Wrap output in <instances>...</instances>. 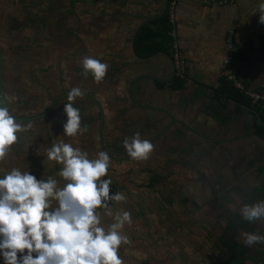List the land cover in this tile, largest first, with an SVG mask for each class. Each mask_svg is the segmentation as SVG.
Returning a JSON list of instances; mask_svg holds the SVG:
<instances>
[{
  "label": "crops",
  "instance_id": "crops-1",
  "mask_svg": "<svg viewBox=\"0 0 264 264\" xmlns=\"http://www.w3.org/2000/svg\"><path fill=\"white\" fill-rule=\"evenodd\" d=\"M11 1L0 0V46L1 50L5 47L6 52H3L7 53V69L2 74L4 97H18L7 104L14 117L38 114L61 93L58 89L62 86L68 87L66 91L71 90L83 79L85 82L93 78L91 74L82 75V58L91 56L107 63L109 68L102 82L93 83L98 91L84 94L98 103L103 117L105 111L101 104L109 101L120 114L121 110L130 114L126 118L119 114L113 119L119 134L122 133L118 140L126 133L132 135L138 129L134 126L143 127L146 139L147 135L167 125L153 143L155 148L149 158L152 163L164 161L165 171H172L179 167L175 164L179 155L185 164L182 166L184 172L188 175L199 172L204 178L209 166L214 165L216 176L224 166H239L243 172L248 170L256 177V192L259 187L263 189L264 140L255 136L252 126L255 117L247 109H238L233 102L219 98L215 91L220 86L223 60L230 47V67L241 86L248 92L264 93V24L258 22L259 4L264 0H173L172 28L179 61L172 59L169 49L167 53L158 51L145 56H137L133 49L134 38L141 27L166 14L167 0H39L41 5L30 7L26 13L24 5L14 6ZM31 26L38 28L41 39L34 42L39 48L17 51L15 45L19 40H27ZM42 40L51 41L42 44ZM176 77L183 78L184 85L172 90L169 82ZM102 92H106V96H102ZM208 98L212 99L209 104ZM79 99L85 105L82 114H89L88 131L84 133L92 135L91 115L93 111L96 114V107L88 98ZM211 102L220 108V114L225 111L223 117H216L214 121H210L206 112ZM64 104L60 101L49 115L32 122L34 128L19 134V142L12 146L11 152L17 155L25 152L29 141L38 138L44 141L49 132L59 142L73 140L63 132L67 119L65 114L61 115ZM78 108L81 110V105ZM105 122L104 119L103 126ZM106 130L104 127L103 133ZM79 136L77 147L82 151L98 147L97 136L95 139ZM254 140L258 141L256 149L252 144ZM104 143L111 144L105 138ZM199 156L204 159L198 168L192 159L196 157L197 160ZM223 160H227L228 166ZM246 176L237 181L252 182L253 179H245ZM230 182L217 181L219 192L225 188V192L220 193L224 200L233 190ZM189 187L193 189L186 185L176 193L187 201L180 205L181 212L174 215L168 212L179 203L177 198L150 196L151 202L143 204L137 196L133 202H119L115 210L109 203L113 212L123 209L132 216V224L124 228L132 243L120 248L125 264H264V243L253 245L250 258L241 255L245 247L237 244L235 247L240 248L236 253L241 251L239 260L231 256L232 249H221L222 235H227L228 241L241 235H237L238 229L233 223L241 219V215L237 216L236 212L210 215L207 211L189 210L186 196ZM125 189L119 192L129 198L132 190L127 188L126 192ZM143 189L151 187L145 184L138 188L140 192ZM155 189L156 186L151 189L152 194L158 195ZM258 201L261 200L253 197L250 204ZM143 205H154V210L158 211L154 213ZM98 211L105 227L113 222L105 210ZM221 220L227 221V233L221 228ZM254 225L244 231L259 234L264 220L255 221ZM261 232L263 235L264 231Z\"/></svg>",
  "mask_w": 264,
  "mask_h": 264
},
{
  "label": "clouds",
  "instance_id": "clouds-1",
  "mask_svg": "<svg viewBox=\"0 0 264 264\" xmlns=\"http://www.w3.org/2000/svg\"><path fill=\"white\" fill-rule=\"evenodd\" d=\"M259 23L264 24V2L259 4ZM82 75L89 74L96 83L102 82L109 65L100 59L84 56ZM80 87L67 94L64 113L67 117L63 132L67 137L82 135L80 109L77 98H83ZM16 95H5V106L0 107V162L19 142V134L33 128L31 121H18L7 104L15 102ZM122 146L135 161L149 159L154 144L143 139L139 132L123 140ZM47 159L62 168L59 176L67 183L59 186L57 179H37L29 171L12 168L0 178V255L4 264H125L120 256L122 245L132 243L124 233L132 224L129 211L113 212L109 202H124L125 194L111 193L108 176L110 156L100 151L90 159L86 151L60 140L47 149ZM55 202V206L54 205ZM99 209L105 210L113 222L105 227ZM244 221L264 220V200L244 204L240 208ZM247 245L264 243V235L242 233Z\"/></svg>",
  "mask_w": 264,
  "mask_h": 264
},
{
  "label": "rangeland",
  "instance_id": "rangeland-1",
  "mask_svg": "<svg viewBox=\"0 0 264 264\" xmlns=\"http://www.w3.org/2000/svg\"><path fill=\"white\" fill-rule=\"evenodd\" d=\"M32 2H35L36 3L35 6L38 7L37 2H39V0H15V1L13 0L10 3L14 6L24 5L25 7H24L23 12L26 13L25 10H27V11L29 10ZM50 41L49 40H47V41L42 40L41 43L47 44ZM15 47L17 48V51L22 49V48L26 49V51H32L35 49L28 42V40H23V41L19 40L18 44H16ZM2 48L6 52V48L3 46H2ZM86 83H87V85H86ZM93 83H95L94 78H88L85 82L83 79L82 81L79 82V84L77 83V87H80L83 90V92H89V93L94 92V93H96L99 88L96 85H94ZM87 86H88V89H87ZM67 88L68 87L62 86V89L59 88L58 90H59V92L60 91L63 92V91H66ZM95 95H101V94H95ZM102 96H106V92H102ZM78 100H80V99H78ZM209 100L210 99L208 98L207 104H209L212 99L210 101ZM105 104L104 105L101 104L104 107V111H105L104 119L106 120L105 128H107L106 132L103 133V137L106 139L107 142H109V141L111 142L113 140L116 141V140H118V138L120 136H122V133L119 134L117 126H115L113 124V119H114V117L116 118V115H119L120 113H119L118 109H115L112 107L113 105L110 101L108 102V104L107 103H105ZM208 106H209L207 109L208 111H206V112L209 113L210 121L217 120L216 117H219V116L223 117L224 116L223 113L225 111H223L221 113L222 114L221 115L220 110H219L220 108L217 107L216 104H213L211 102V104ZM123 108H124V106H123ZM61 110H63V109H61ZM123 112L124 111L121 110V114L119 116L125 117V118H126V116L129 117L130 114H128L126 112L123 113ZM90 114H91V112H90ZM61 115H64V110L62 111ZM87 116H89V114ZM91 119H92L91 126H93L92 132H91L92 135H90V133L89 134L83 133L82 135L87 136V138L93 137L95 139L97 117H96V114H94V111L92 112ZM137 127H138V129H136ZM142 128L140 126H134V129H136V130L131 136H134L136 132H139V133L141 132V137L144 139V132H143ZM54 137H55V135L52 132H49V134L45 136L44 141H42L41 138H38L36 141L35 140L32 142L29 141V143L27 145V149L25 150V152L22 151V153H20L19 155L10 152L8 157L6 158V160L3 162H0V178H3L5 173L7 171H10L12 168H19L21 171H29L31 174L35 175L37 177V179L44 178L46 180L48 177L51 176V177L57 179L60 187H63V185L66 184L67 182L64 181L59 176V171L62 168V165H60L54 161L48 160L47 154H46L47 149L50 148L52 146V144L59 142ZM64 138H66V137L64 136ZM74 138H77L76 142L73 141ZM72 139L73 140H71V141H65V142L72 144L73 147L79 146V142H80L79 140L81 139V137L79 135H77L76 137H72ZM254 141L255 142H252V144L254 145V149H256L258 141L257 140H254ZM83 151H86V150L84 149ZM86 152L88 153V156L90 159H94V158H97V154L99 153V148L96 145L95 147H93L92 151H90V149L88 148ZM208 155L211 156L210 153ZM195 159H196V157H194L192 159V161L194 160L196 167L198 166V168H199V164H201V160L204 158L199 156L197 158V160H195ZM217 161L221 162L222 159L217 158ZM175 162H176L175 164L179 165V167L177 169L173 168L172 171L168 170L166 172L165 170H167V167L164 164V161L155 164V163H152L150 161V159H147L144 161L129 160L126 162H117V161L110 160V167L108 170V176L104 177V179H111L112 180L111 193L110 194H114L116 192H119L120 190L122 191L123 188H126L125 189L126 192L128 189L132 190L128 193L129 198H127V200H126L127 203L129 201H131V202L135 201L137 196L140 198V200L142 201L143 204L146 202H149V201L151 202L152 199L150 198V196H154V197L159 196V197H162L163 199H170V198L175 199V198H177V201L179 203L176 204L173 207V209L168 212L169 214H172V215H174L173 213H180L181 208H182V206H180V205H184L187 201L186 197H184L183 195H177L176 194L182 187L184 188L186 185L193 187V189L189 187V193L186 195V196H188V200H189V205H188L189 210H191V211L196 210V212H200V211L206 212L207 211V212H209L207 214H210V215L213 212H215V214L216 213H222V212L223 213L224 212L225 213L226 212L227 213L228 212H233V213L236 212L237 216H239L240 215V208L244 204H250L251 198L254 197L255 200L256 199L257 200H259V199L264 200V187H263V189H261L259 187V189L256 192L254 190V188L257 187V183L255 182L256 177L253 174H252L253 175L252 176L251 172L248 170L243 172L239 168V166L236 168H234V167L228 168V167L224 166V167H222L223 168L222 171L218 170L219 173L217 172V176H216L215 172L213 171L214 165L210 164L211 166L213 165V167L209 166L207 168L206 173H204L205 174V178H204L202 176L203 174H201L199 172L198 173L194 172V174H192V175H188L186 172H184L183 171L184 169L182 168V166H185V164L182 163L179 155L176 156ZM167 163L171 164L169 161H167ZM223 163H225L226 166H228V164H229L227 162V160H223ZM180 164H182L181 167H180ZM230 165H231V163H230ZM246 172H248L250 174H248ZM246 175L247 176L249 175V176L247 177ZM244 176H246L245 179H251L252 178L253 179L252 182L237 181V180H244L243 179ZM165 177H167V179H169V181L166 180ZM187 177L189 178V180L187 179ZM199 179H201V180L204 179V180L199 182L198 181ZM218 180H222L223 182H226L229 180L231 181L228 184H231L233 190H232V192L229 193L230 195L228 196V198L226 200H224V198H221V196H220V193L225 192V188L223 187V189H221L222 192H219L220 184H217ZM145 184H149L151 189H153V187L156 186L155 191L157 192L158 195L152 194L154 192H152L151 189H149V190L143 189L140 192L138 190V188L141 186H145ZM258 191H259V193H258ZM260 191H262V192H260ZM181 196L183 197L184 200L181 199L182 198ZM109 203L112 206H114L113 207L114 210L117 208V204H119V202L118 203L117 202H109ZM214 204L216 207L215 209L213 208ZM53 206H55V204ZM112 206H110V207L112 208ZM130 206H132V204H130ZM143 206L148 207L147 205H143ZM149 206H150V207H148L149 209H151V210L155 209L154 205H149ZM203 208H205V209H203ZM145 211H146V209H145ZM157 211L158 210H154L153 212L156 213ZM229 223H231V222H229ZM233 223H234V228L238 229L236 231L237 235L238 234H241V235L236 236V237L234 236L229 241L227 239V238H229L227 235H224V236L222 235V237L220 238V241H219V244L221 243L220 244L221 249L222 250L225 249L227 251L232 249V250H230L231 256L235 255V259L239 260L241 251L238 253H236V251L240 247L236 248L235 246L237 244H239V245L241 244V246L243 248L245 247L242 250L241 255H244V257L250 258L251 250L254 247H253V245H247V246L245 245L244 237H243L242 233L245 232L244 228H246V227L250 228L252 225L255 224V222L249 223L247 221H244L241 217V219L233 220ZM220 224H221V228H224V232H225V228L226 229L228 228L226 226L227 221L221 220ZM259 227L261 228V226H259ZM261 231H264V228L260 230V232H259L260 235L262 233ZM225 233H227V232H225ZM263 235H264V233H263ZM226 243H228V244H226ZM226 246H228V247H226ZM234 248H236V249H234ZM241 259H243V257ZM0 264H4V259H3L2 255H0Z\"/></svg>",
  "mask_w": 264,
  "mask_h": 264
},
{
  "label": "trees",
  "instance_id": "trees-1",
  "mask_svg": "<svg viewBox=\"0 0 264 264\" xmlns=\"http://www.w3.org/2000/svg\"><path fill=\"white\" fill-rule=\"evenodd\" d=\"M170 1L167 0V4ZM170 30L171 25L168 22L167 14L155 18L148 25L145 24L136 33L134 38V53L137 56L151 55L158 51L167 53L171 42L168 34ZM219 82L220 86L216 89L215 93L219 98L233 102L238 109H247L255 117L252 124L255 136L264 140V105L261 102L258 105L251 104L248 97L235 89L231 82L225 80L223 76ZM169 85L172 90L181 89L184 85V79L181 77L173 78L169 82Z\"/></svg>",
  "mask_w": 264,
  "mask_h": 264
},
{
  "label": "flooded vegetation",
  "instance_id": "flooded-vegetation-1",
  "mask_svg": "<svg viewBox=\"0 0 264 264\" xmlns=\"http://www.w3.org/2000/svg\"><path fill=\"white\" fill-rule=\"evenodd\" d=\"M37 4H38V7L41 5V3H39V2H37ZM36 5V3L35 2H32L31 3V8L32 7H34ZM29 27H30V25H29ZM32 28H30L32 31H30V34H29V36H28V38H27V40H28V42L33 46V47H35V40H39L38 38H40V36H39V31H38V28H34L33 26H31ZM21 29H23V28H21ZM29 29V28H28ZM24 30V29H23ZM41 39V38H40ZM35 48H39V46H36ZM0 56H1V70H2V74H3V71H5L6 69H7V66H6V56H7V53H5V52H3V50H1V46H0ZM70 90H67V91H63V92H61L60 94H58V96L55 98V99H53V101H55L59 96H62V95H66L62 100H60L61 102L62 101H64V103H67V99H66V97H67V94H68V92H69ZM4 94V93H3ZM84 98H86L85 96H83ZM79 99V98H78ZM78 99H77V101H76V106L77 107H79L80 105H81V107H82V109L80 110V112H81V118H82V127L83 126H86V128H87V131H88V127H89V122H88V116L87 115H84V114H82V111H83V109H84V107H85V105L84 104H81L79 101H78ZM52 101V102H53ZM60 101L58 102V103H60ZM83 101V100H82ZM52 102H50V104L52 103ZM57 103V104H58ZM49 104V105H50ZM48 105V106H49ZM47 106V107H48ZM46 107V108H47ZM45 108V109H46ZM44 109V110H45ZM43 110V111H44ZM41 113V112H40ZM51 113V112H50ZM95 113H96V115H97V124H96V136H98V112H97V109H96V111H95ZM65 114V113H64ZM49 115V114H48ZM45 118V117H44ZM103 120H104V117H103ZM64 123H65V121H64ZM104 127L105 126H103V124H102V131H101V138H102V146H103V150L101 149V147L99 146V144H98V148H99V152L100 151H106L107 152V154L110 156V160H113V161H117V162H126V161H129V160H132V159H128V160H126L127 158H129V156H128V154H127V152H126V149L122 146V144H123V140L126 138V137H128V138H130V137H132L130 134H127L126 133V135H125V137H122V138H120L119 140H113V141H111V144L109 145V144H107V143H104V137H103V130H104ZM164 128V127H163ZM86 131V132H87ZM157 133V132H156ZM156 133H154L153 135H147L148 137L146 138V139H149V138H151L152 136H154ZM87 137V136H86ZM159 137V136H158ZM157 137V138H158ZM156 138V139H157ZM97 139H98V137H97ZM156 139H154L153 141H152V143H154V141L156 140ZM97 143H98V140H97Z\"/></svg>",
  "mask_w": 264,
  "mask_h": 264
},
{
  "label": "built area",
  "instance_id": "built-area-1",
  "mask_svg": "<svg viewBox=\"0 0 264 264\" xmlns=\"http://www.w3.org/2000/svg\"><path fill=\"white\" fill-rule=\"evenodd\" d=\"M175 2L171 0L168 3L166 14L169 24L171 25V30L169 31V36L171 38V42L169 45V53L172 56V59L174 61H179V55L177 52L176 42H175V33L172 28L173 25V10H174ZM231 33H229L228 39H230ZM230 40H228L229 42ZM232 60V52L230 51V47L228 48V51L226 53V57L223 60V68H222V75L225 78V80L231 82L232 86L237 89L239 92L243 93L245 96H247L252 104H259L261 102L262 105H264V93L262 92H248L245 90L237 77L233 74L230 63ZM180 63V62H179Z\"/></svg>",
  "mask_w": 264,
  "mask_h": 264
},
{
  "label": "water",
  "instance_id": "water-1",
  "mask_svg": "<svg viewBox=\"0 0 264 264\" xmlns=\"http://www.w3.org/2000/svg\"><path fill=\"white\" fill-rule=\"evenodd\" d=\"M66 95H62L59 96L55 101H53L44 111H42L41 113L35 114L33 116H29V117H15L18 121L23 122V123H27L29 121L34 122V121H38L40 119H43L44 117H46L48 114H50V112L54 109V107L56 106V104L62 100ZM84 96L86 98H88L89 100H91V102L94 104V106L97 109L98 112V144L101 147V149L103 150V146H102V138H101V131H102V124H103V113L101 108L99 107L98 103L91 97H89L88 95L84 94ZM5 106L4 104V94H3V83H2V70H1V56H0V107ZM165 128L161 129L160 131H158L154 136H152L151 138H149L148 140H150V142H152L154 139H156L158 136H160V134H162L164 132ZM131 159L130 157L127 158L126 160Z\"/></svg>",
  "mask_w": 264,
  "mask_h": 264
}]
</instances>
